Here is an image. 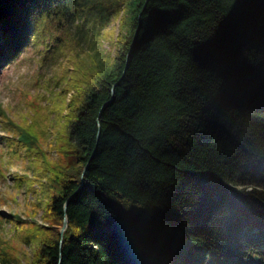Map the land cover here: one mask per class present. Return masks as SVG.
<instances>
[{
	"label": "trees",
	"instance_id": "16d2710c",
	"mask_svg": "<svg viewBox=\"0 0 264 264\" xmlns=\"http://www.w3.org/2000/svg\"><path fill=\"white\" fill-rule=\"evenodd\" d=\"M54 21L76 38L50 88L67 162L38 109L6 127L53 182L42 222L12 221L26 264H264V0H0V61ZM1 238L0 264H23Z\"/></svg>",
	"mask_w": 264,
	"mask_h": 264
},
{
	"label": "rangeland",
	"instance_id": "374dc122",
	"mask_svg": "<svg viewBox=\"0 0 264 264\" xmlns=\"http://www.w3.org/2000/svg\"><path fill=\"white\" fill-rule=\"evenodd\" d=\"M119 20V16L110 20L103 36L100 37L101 48L114 51L111 44L118 33ZM80 21L79 18L68 20L72 35L81 31L76 27ZM60 27V23L57 27L55 21L49 29L45 26L42 34L27 38V43L20 47L14 57L0 61V215L3 222L0 237L7 243L6 249L19 255L23 264H26L32 255L33 245L21 241V236L17 234L12 222L14 215L17 213L25 220L33 216L36 221L42 222V205L47 197L44 190L49 194L53 182L47 180L51 172H48V165L42 160V156L38 153L36 157L33 154L29 158L25 150L16 148L6 127H10V118L21 122L24 118L27 119L28 114L38 109L42 123L49 126L39 142L46 151V158L53 164L67 162L63 156H59L54 147V133L62 126L56 111L61 100L53 98L50 88H61L62 83L59 82L62 77L59 75L66 74L68 68L73 65L72 55L75 52L71 44L76 42V38L66 34ZM1 32L0 29V34ZM70 93L71 91L65 94V103ZM45 175L47 179L44 178ZM20 176H23L22 179ZM33 177L34 181L29 188V179ZM135 209L144 211L138 207ZM149 219H153L151 212L140 218L144 221ZM156 226L168 229L161 217L157 219Z\"/></svg>",
	"mask_w": 264,
	"mask_h": 264
},
{
	"label": "water",
	"instance_id": "95a60500",
	"mask_svg": "<svg viewBox=\"0 0 264 264\" xmlns=\"http://www.w3.org/2000/svg\"><path fill=\"white\" fill-rule=\"evenodd\" d=\"M113 91H114V87L112 88V94H113ZM112 94H111L110 99L107 100V101L102 105L101 109H103L108 103H110V102L113 100V98H112ZM65 206H66V203H65V205H64V208H65ZM65 210H66V208H65ZM63 220H64L63 225H62V227L60 228V232H61L62 234H63V230L66 228L67 223H68V220H67L66 217H64Z\"/></svg>",
	"mask_w": 264,
	"mask_h": 264
}]
</instances>
